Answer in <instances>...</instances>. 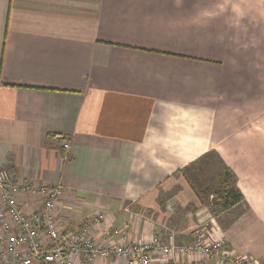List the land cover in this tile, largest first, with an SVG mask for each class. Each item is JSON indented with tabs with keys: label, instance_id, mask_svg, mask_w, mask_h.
<instances>
[{
	"label": "crops",
	"instance_id": "1",
	"mask_svg": "<svg viewBox=\"0 0 264 264\" xmlns=\"http://www.w3.org/2000/svg\"><path fill=\"white\" fill-rule=\"evenodd\" d=\"M222 167L243 199L214 212ZM0 168L61 184L66 228L101 212L97 242L166 228L264 262V0H0Z\"/></svg>",
	"mask_w": 264,
	"mask_h": 264
},
{
	"label": "built area",
	"instance_id": "2",
	"mask_svg": "<svg viewBox=\"0 0 264 264\" xmlns=\"http://www.w3.org/2000/svg\"><path fill=\"white\" fill-rule=\"evenodd\" d=\"M64 150L69 140L53 135ZM26 194L39 201V208L26 212L19 195ZM63 187L15 183L5 168H0V264H179L183 261L213 259L215 264H264L248 255L234 254L223 239L196 236L191 242H177L173 229L162 236L139 242L114 241L125 228L101 226L97 242L91 230L102 224L103 215L96 212L76 227L69 229L57 218V207ZM121 238V237H120Z\"/></svg>",
	"mask_w": 264,
	"mask_h": 264
},
{
	"label": "trees",
	"instance_id": "3",
	"mask_svg": "<svg viewBox=\"0 0 264 264\" xmlns=\"http://www.w3.org/2000/svg\"><path fill=\"white\" fill-rule=\"evenodd\" d=\"M50 138H53V135H49ZM234 179L233 174L230 170H226L224 173L219 174L215 179H213L206 187L207 195H212V200H222L221 209H226L229 206L235 205V203L243 199L240 191L234 186L228 184V177ZM194 187V186H193ZM204 192V193H205ZM199 197H203L200 192H197ZM214 198V199H213ZM216 212L215 210H213Z\"/></svg>",
	"mask_w": 264,
	"mask_h": 264
},
{
	"label": "rangeland",
	"instance_id": "4",
	"mask_svg": "<svg viewBox=\"0 0 264 264\" xmlns=\"http://www.w3.org/2000/svg\"><path fill=\"white\" fill-rule=\"evenodd\" d=\"M210 167H211V164H206V163L201 164L200 162H198L197 164H195L194 166H192L190 168V171H191L192 175L199 176V178L200 177L204 178L205 176H207V174L212 173ZM222 169H223V167H222ZM224 170L225 169H223V171L221 173H224L225 172ZM228 184L230 186H232V184H233L231 176L228 177ZM210 198H211L212 203H214L212 200V196ZM214 201H216V203H215V208L213 210H215V211H216V209H217V211L222 210L221 206H220L222 203V200H214ZM222 218H225V217H222Z\"/></svg>",
	"mask_w": 264,
	"mask_h": 264
}]
</instances>
